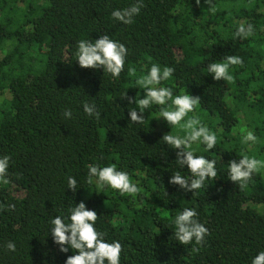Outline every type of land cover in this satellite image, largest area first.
<instances>
[{
	"label": "trees",
	"instance_id": "obj_1",
	"mask_svg": "<svg viewBox=\"0 0 264 264\" xmlns=\"http://www.w3.org/2000/svg\"><path fill=\"white\" fill-rule=\"evenodd\" d=\"M136 0H0V157L10 155L8 183L0 182V264H65L50 235L57 215L83 201L99 215L95 227L108 242L120 241V264H252L264 251V170L241 189L230 180L229 162L241 154L264 160V0H143L134 23L112 18L115 9ZM240 23L255 35L234 38ZM108 34L128 48L117 79L103 69H83L79 40ZM227 55L243 66L230 67L235 82L214 80L208 65ZM152 64L174 68L158 87L174 96L201 98L195 113L218 142L195 155L216 161L217 178L194 194L169 183L172 173L190 177L176 163V150L162 136L184 135L161 117V106L145 110L143 124L130 120L122 96L144 98L135 83ZM134 67L137 76H129ZM94 103L99 120L83 110ZM72 112L71 118L64 111ZM253 131L255 144L243 143ZM116 164L141 191L121 195L87 183L89 165ZM77 180L75 194L67 177ZM80 188V189H79ZM195 208L209 229L203 246L182 245L174 237L175 217ZM15 243L16 250L6 245Z\"/></svg>",
	"mask_w": 264,
	"mask_h": 264
},
{
	"label": "clouds",
	"instance_id": "obj_2",
	"mask_svg": "<svg viewBox=\"0 0 264 264\" xmlns=\"http://www.w3.org/2000/svg\"><path fill=\"white\" fill-rule=\"evenodd\" d=\"M210 11L215 13L217 8L212 0H204ZM197 6L201 0H195ZM143 0H136L130 7L115 9L111 16L114 20L124 25L134 23V17L140 14L143 7ZM255 35V28L252 24L240 23L236 29L234 38L247 39ZM128 48L125 44L113 40L108 34H103L94 42L90 40H79L75 53L78 64L83 69H103L115 78H119L124 71ZM243 59L235 55H227L220 62H212L208 65V72L212 74L214 80L235 82L234 76L230 73V67L243 66ZM174 68L165 66L161 68L159 64H152L146 75L139 76L135 83L143 88L144 98L137 100V97L128 96L127 92L122 96L129 105H139V110L135 108L129 110L130 120L133 123L143 124L145 120V110L153 104L161 106L159 118H163L169 126L177 127L184 132V135L166 133L162 140L176 150V163L184 168L187 166L190 177L182 176L180 172L172 173L169 183L178 185L185 192L195 193L204 188L207 180L217 178L216 161L205 156L195 155L194 144H202L204 150L209 151L215 148L218 137L207 125L202 123L195 113L201 98L193 96L188 92L175 95L170 87H158L163 81L169 80ZM129 76H137L134 67L128 68ZM83 110L88 116H95L100 119L101 113L94 103L84 102ZM66 118L72 117L71 110L64 111ZM258 142L253 131H248L243 137V143L255 144ZM11 161L10 155L0 157V182L8 183V168ZM264 170V160L242 153L239 160L233 159L229 162L228 174L230 180L235 182L241 189L248 186L253 175ZM96 178L99 187H110L118 191L121 195L136 196L141 189L133 183L129 174L122 170H117L116 164L100 167L99 165H89L87 173V183L92 184ZM67 189L73 194L78 190L77 180L67 177ZM80 189V188H79ZM7 207L14 210L15 205L0 204V210ZM199 213L195 208L185 207L174 220V237L182 245H189L193 242L203 246L206 237L210 235L209 229L202 224ZM99 215L95 210L86 207L81 201L69 209L68 222L63 216L57 215L50 224V235L53 242L58 246L61 253L72 251V255L67 256L65 264H120V256L123 246L120 241L108 242L105 237L107 233L97 230L95 227ZM10 251H15V243L9 241L6 245ZM252 264H264V251H260L253 259Z\"/></svg>",
	"mask_w": 264,
	"mask_h": 264
}]
</instances>
